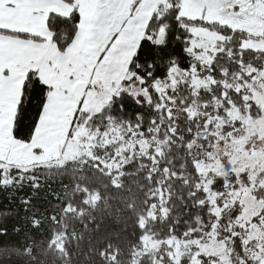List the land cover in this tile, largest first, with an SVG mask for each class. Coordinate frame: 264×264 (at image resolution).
Returning a JSON list of instances; mask_svg holds the SVG:
<instances>
[{"label": "snow or ice", "instance_id": "snow-or-ice-1", "mask_svg": "<svg viewBox=\"0 0 264 264\" xmlns=\"http://www.w3.org/2000/svg\"><path fill=\"white\" fill-rule=\"evenodd\" d=\"M0 264H264V0H0Z\"/></svg>", "mask_w": 264, "mask_h": 264}]
</instances>
